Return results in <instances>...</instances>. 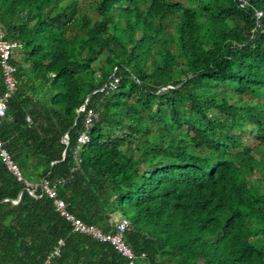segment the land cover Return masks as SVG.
<instances>
[{
	"label": "trees",
	"instance_id": "obj_1",
	"mask_svg": "<svg viewBox=\"0 0 264 264\" xmlns=\"http://www.w3.org/2000/svg\"><path fill=\"white\" fill-rule=\"evenodd\" d=\"M0 23L28 49L4 148L86 224L126 218L135 255L73 232L0 157V264L60 239L49 264H264V0H0Z\"/></svg>",
	"mask_w": 264,
	"mask_h": 264
},
{
	"label": "built area",
	"instance_id": "obj_2",
	"mask_svg": "<svg viewBox=\"0 0 264 264\" xmlns=\"http://www.w3.org/2000/svg\"><path fill=\"white\" fill-rule=\"evenodd\" d=\"M262 13L257 14V26H261L260 18ZM22 49V45L17 41H9L6 39L5 31L3 26L0 23V60L1 67L4 75V81L6 85V92L3 96H0V119L4 118L8 110V102L12 94L17 88V80L15 78V67L11 64V60L18 52ZM118 79L115 80L118 83ZM116 83H111V87L115 88ZM98 114L94 111L88 112L85 117L84 125L85 130L81 132L78 138V146L76 148V154L78 153L81 146L85 145L89 141V129L92 127L93 123L98 120ZM0 157L4 160L7 168L17 177L19 181H22L26 187L31 189L33 193L41 190L43 194H47L49 198L54 200V205L56 211L63 216L68 222H70L73 232L81 233L87 236L92 237L93 239L100 241L102 243L111 244L118 252L123 256L132 260L135 258L134 253L129 248L124 240V235L129 228V221L121 217L119 220L112 222V225L115 228L113 233H104L95 225H88L81 219L73 216L67 210V204L64 200L58 197L57 185L64 184L65 181L59 182L58 184H51L46 178H43L38 183H30L23 179L18 166L14 163L12 156L4 148V143L0 139ZM65 242L63 239L58 241L57 246L55 247L52 255L48 259L46 264H49L50 260L60 256L61 248L64 246ZM130 264H133L131 262Z\"/></svg>",
	"mask_w": 264,
	"mask_h": 264
},
{
	"label": "rangeland",
	"instance_id": "obj_3",
	"mask_svg": "<svg viewBox=\"0 0 264 264\" xmlns=\"http://www.w3.org/2000/svg\"><path fill=\"white\" fill-rule=\"evenodd\" d=\"M27 52H28V49H26V48H24L23 50H19L17 53H16V57L21 61V62H23V65H24V67L25 68H27L28 67V64H24V61H25V59H26V56H27ZM215 113V111H212V114H214ZM211 114V115H212ZM245 141H247L246 142V144L248 143L249 145H254V142L253 143H250V139L249 138H247V137H245ZM263 191H264V186H263ZM116 217H118V219L120 218V216H116Z\"/></svg>",
	"mask_w": 264,
	"mask_h": 264
},
{
	"label": "crops",
	"instance_id": "obj_4",
	"mask_svg": "<svg viewBox=\"0 0 264 264\" xmlns=\"http://www.w3.org/2000/svg\"><path fill=\"white\" fill-rule=\"evenodd\" d=\"M114 220H119V219H118V217L115 216V217H114Z\"/></svg>",
	"mask_w": 264,
	"mask_h": 264
}]
</instances>
